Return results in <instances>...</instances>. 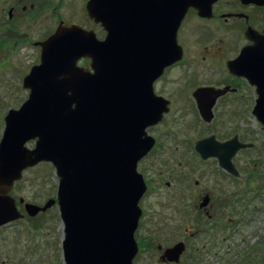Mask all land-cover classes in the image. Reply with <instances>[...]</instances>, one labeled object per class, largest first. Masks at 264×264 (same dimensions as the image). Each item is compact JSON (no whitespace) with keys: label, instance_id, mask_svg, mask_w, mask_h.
I'll use <instances>...</instances> for the list:
<instances>
[{"label":"water","instance_id":"obj_1","mask_svg":"<svg viewBox=\"0 0 264 264\" xmlns=\"http://www.w3.org/2000/svg\"><path fill=\"white\" fill-rule=\"evenodd\" d=\"M163 1L165 5L150 7L145 0H105L103 14L99 0H87L86 13L94 22L104 21L105 38L95 40L90 30L70 24L38 41L40 61L20 79L28 92L1 116L0 226L23 215L8 194L12 182L25 167L47 161L56 176L54 197L42 205L19 197L16 201L30 216L56 204L63 264H130L137 251L132 233L145 187L135 163L151 147L145 127L166 107V100L152 93L150 82L179 58L174 31L186 7L198 10L205 3L207 8L211 0ZM262 32L246 30L252 43L226 65L253 86L249 110L264 130ZM79 56L90 57L87 68L75 65ZM204 89L215 90L196 87L192 97L200 117L208 119L212 99L222 91L208 94ZM204 95L209 99L200 100ZM194 144L202 159L212 156L235 176L230 156L250 143L235 137L212 141L209 136ZM182 249L178 241L162 254L177 261Z\"/></svg>","mask_w":264,"mask_h":264},{"label":"rangeland","instance_id":"obj_2","mask_svg":"<svg viewBox=\"0 0 264 264\" xmlns=\"http://www.w3.org/2000/svg\"><path fill=\"white\" fill-rule=\"evenodd\" d=\"M5 2L6 0H0V129L3 125L1 116L6 113L7 107L16 108L27 92L20 86V76L36 60V50L27 42L43 31V25H38V19L30 14L24 13L23 22H18L20 14L12 16L10 20L6 19ZM40 18L43 19L41 14ZM78 18L74 15V19ZM218 33H212L210 42H214L213 45L216 43L214 36H220ZM238 34L233 31L230 39L239 42ZM233 52L234 49L230 48L221 56H229ZM220 57L212 58L219 61ZM193 68L199 73L196 78L198 83H218V79L223 80L221 74L216 75L214 69L211 73L202 65H194ZM181 79L182 74L173 69L160 78L161 82H156L159 92L168 98L171 107L151 134L167 136L165 145L172 147L178 142L188 144V140L193 141L194 137L208 132L224 136V133L229 135L240 131L241 140L250 144L237 149L230 158L237 172L235 176H225L219 170L210 171L214 165L211 166L206 161L201 163L197 157L186 159L189 164L193 162V168L197 169L195 174L187 172L188 183L185 185L176 178L174 181L168 178L169 184L162 185L161 180L166 178L162 172L158 182L149 181V190L137 201L141 208L138 218L141 223H145L148 215L168 216L169 221L176 226L184 224L196 227V233L189 239L178 264H264V130L249 110L253 102V91L248 88L244 89L242 97L232 95L218 99V103L212 107L214 115L208 127L200 125L188 110L181 115L183 106H193L190 93L181 87ZM246 106L249 109L246 110ZM31 144L32 141L29 140L26 146ZM153 157L148 160H153ZM175 158H169L168 165L163 164L164 158L154 159L145 172L152 178L158 176L157 169L163 171L169 168L167 170L171 173H177L179 169H173ZM21 173L8 194L12 195L17 210L23 216L0 226V264H63L59 251L61 222L57 216L56 204L53 203L30 217L22 211V204L16 201L19 197L23 201L42 205L46 198H52L56 184L52 166L47 161H40L25 167ZM191 179H196V186L191 184ZM200 190H207L210 194L205 209L209 215L207 217L201 210L200 213L193 210L190 215L187 211L190 207L187 206L188 202L192 199L195 201ZM181 200L185 203L184 206L181 211L174 213V205ZM196 213H199V217ZM191 215L198 218L194 221ZM155 259V252H139L133 264H161L155 262Z\"/></svg>","mask_w":264,"mask_h":264},{"label":"flooded vegetation","instance_id":"obj_3","mask_svg":"<svg viewBox=\"0 0 264 264\" xmlns=\"http://www.w3.org/2000/svg\"><path fill=\"white\" fill-rule=\"evenodd\" d=\"M86 1L87 0H6L4 6L6 9V19L10 20L12 19V16H18V14H20L18 22H23V20L25 19L24 13H26L30 14V16L34 18H37L38 25H43V27L41 28L43 31L39 32L34 37V39H30L29 42H27L36 50V60L31 64L34 65L35 63L40 61L39 54L41 48L38 41H44V39H46L49 34L53 33L58 26L64 27L69 26L70 24H76L83 28L84 31L90 30L94 35L95 40H101L105 38L106 35L104 30V21L97 20L94 22L92 20L93 17L87 15L85 10ZM162 1L163 0H145V2H147L150 7L156 4L165 5V2ZM138 2L144 4L143 0H138ZM199 3L202 2H198V4ZM99 4H101L100 9L104 14V7H106L105 0H99ZM201 7L202 8H199L198 10L190 5L186 7V9L184 10L185 12L180 17L179 23L177 24L174 31V41L176 42V46L179 48L180 52L179 58L174 59L169 62L168 65L166 64L165 66H163L159 76L154 77L150 82L152 93L158 95L159 97L161 96L162 99H165L166 107L161 111V117L150 125H147L144 129V132L150 135V137L152 138V143L151 147L147 149L142 154V157L136 160L135 163L136 169L139 167V170L137 169L136 171L140 174V177H142V182L145 187L144 191L140 194L141 197H143L144 192L149 190V181H151L152 183L158 182V180L161 179L162 172H164L166 177L164 178V180H161V183L164 186L169 184L168 178H171L170 180L172 181H174V178H176L179 182H184V185L187 184V172L191 171L193 174H195V169H197L196 167L193 168V162H190L189 164L186 161L187 158L192 159L194 157H197L201 161V163H204V161H206L210 165H214V167L210 168V171L215 172V170H219V172L225 176L233 175L232 173L223 171L212 156H206L202 159L200 154H198V152L194 149V142L196 140H202L204 137L210 136L212 141L215 140L218 142H223L230 137H235L237 141H240L242 143L246 142L241 140L239 133L240 131H234L229 135H225L224 133V136L216 135L215 132H208V134H200L194 137L193 141L188 140V144H179L178 142V144L174 143L171 147L165 145L167 136L162 135L160 137V135L156 136L155 134L150 133L152 129L154 130V128H156V124L161 121V119L166 115L167 111H169V107H171L168 98L164 94H162L161 91L159 92V86H157L158 84L156 83L158 81L161 82L160 78L167 72H169V70L176 69L177 72H180L182 74L181 87L185 88V92L190 93V101H192L193 106H188V108H185L187 106H183L184 109L180 111L181 115L188 110L187 112L192 115L193 119L195 117L196 121L199 122L200 125L209 127V122H211L214 115L212 107L216 105V103H218V99H221L224 96L231 97L232 95H240V97H242L244 91L249 88L253 91L251 94V100L254 102L253 86L249 85L247 79H245L242 75L240 76L234 71L228 70L226 63L229 62L230 59H233L237 55V53H240V50L243 46L248 47L252 43L253 39L247 38L244 33L246 30H252L257 34L263 35L262 31L264 29V0H211L207 3V8H205V3H203ZM40 14L43 17L42 20L40 18ZM74 15L78 16L79 18L74 19ZM214 31L219 32L218 34H220V36H214V41L216 40L215 45H213L214 42H210L211 37H213L212 33ZM233 31H237L239 33V42L230 39ZM24 34L25 32L23 33V35ZM230 48L234 49L233 53H231L229 56H221L224 52L230 50ZM196 55H198V58L196 57ZM215 56H221L219 61L212 58ZM89 59V56H79L75 61V65H81L87 68ZM194 65L197 67L202 65L211 73H213L212 69H214L216 75L219 76L221 74L220 77L222 76L223 80L217 78L220 81L218 83H215L216 81L211 83H198V80L196 78L199 73L197 69L193 68ZM201 86L215 88V90L211 89V91H208V89L203 90L204 92L207 91L208 94H211L214 91H222L220 92L221 94L218 93V95L213 97L212 106L209 107L211 116L208 119H203L200 117V112L197 111L196 102H194V99L192 97V90L196 87L200 88ZM201 99L206 101L209 99V97L207 95H204L200 97V100ZM247 109H249L248 106H246V110ZM219 112L222 111L219 109ZM239 116H241L240 113ZM185 124L190 125V123L187 122H185ZM239 148L242 147L236 148L235 151ZM153 155L155 157H153ZM150 157H153V160L164 158V165H168L169 158H171L172 160L173 157H176L173 160V169L177 167V169H179V172L171 173L167 170L169 168H166L163 171L161 169H157L158 176L152 178L148 175L147 172H145V170H147V166L149 167V165L153 162V160H148V158ZM190 182L193 186H196L197 184L196 179H191ZM173 187L175 188L174 185ZM196 195L197 198L195 199V201L192 199L188 202L187 206L189 207L190 205L191 207H189V209L187 210L189 215L193 210L199 213L201 210V212L206 215V217L209 216L206 214L205 209L207 206V202L209 201L210 194H208L207 190H200V192H198ZM184 204L185 203L183 202V200L177 202V204L174 205L175 207L173 208V212L176 213L181 211V207L184 206ZM198 214L197 216L199 217ZM139 216L140 214L138 215V217ZM146 218L148 219V221L146 222H148L149 224H147L146 222L141 223V220L139 218L136 221V225L134 228L135 230L133 232V239H135V246L137 251L135 254H133L131 258L132 263L130 264L134 263L135 256L139 252H144L145 254L155 252L156 259L154 261L157 263L178 264L179 260L182 259L181 254L188 245L189 239H192L194 237V234L196 233V227H194L193 225L186 226L184 224H179L176 226L169 221L170 219L168 216L154 217L153 215H148ZM197 218L195 217L193 218V220L195 221V219ZM205 229L206 226L203 227V230ZM178 241L182 243L183 247V249L178 253V260H167L163 256L162 252L166 250L170 245H172L173 243H177Z\"/></svg>","mask_w":264,"mask_h":264}]
</instances>
